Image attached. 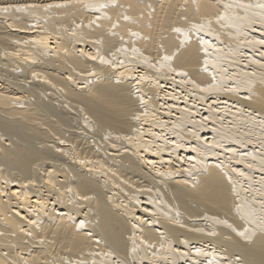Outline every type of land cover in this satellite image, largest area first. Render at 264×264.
Wrapping results in <instances>:
<instances>
[{
    "label": "bare ground",
    "instance_id": "6f19581e",
    "mask_svg": "<svg viewBox=\"0 0 264 264\" xmlns=\"http://www.w3.org/2000/svg\"><path fill=\"white\" fill-rule=\"evenodd\" d=\"M0 264H264V0H0Z\"/></svg>",
    "mask_w": 264,
    "mask_h": 264
},
{
    "label": "snow or ice",
    "instance_id": "6c2138e0",
    "mask_svg": "<svg viewBox=\"0 0 264 264\" xmlns=\"http://www.w3.org/2000/svg\"><path fill=\"white\" fill-rule=\"evenodd\" d=\"M4 11H7V9H4ZM241 235H243V233H241ZM247 238V237H246Z\"/></svg>",
    "mask_w": 264,
    "mask_h": 264
},
{
    "label": "rangeland",
    "instance_id": "374dc122",
    "mask_svg": "<svg viewBox=\"0 0 264 264\" xmlns=\"http://www.w3.org/2000/svg\"><path fill=\"white\" fill-rule=\"evenodd\" d=\"M76 114V113H75ZM73 115V114H72Z\"/></svg>",
    "mask_w": 264,
    "mask_h": 264
}]
</instances>
